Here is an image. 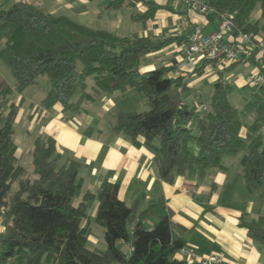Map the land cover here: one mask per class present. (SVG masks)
<instances>
[{
    "label": "trees",
    "instance_id": "16d2710c",
    "mask_svg": "<svg viewBox=\"0 0 264 264\" xmlns=\"http://www.w3.org/2000/svg\"><path fill=\"white\" fill-rule=\"evenodd\" d=\"M204 1L220 14L233 15L241 32L264 37V0ZM140 3L146 10L135 14L136 20L153 19L168 9L153 0H110L107 8ZM258 9L263 22L251 24ZM174 40L119 36L66 15H52L26 1L0 10V59L16 81L13 87L0 81V215L4 225L0 264H197L175 258L185 244L173 238L170 218L161 217L149 228L146 220L152 207L137 215L134 207L119 198V184L105 182L96 194L82 195L80 164L64 160L52 137L35 139L33 170L25 168L16 156L20 105L12 98L43 75L51 81L43 105L60 104L73 114L85 111L104 93L137 90L147 97L150 110L122 113L113 128L135 142L144 139L156 151L165 182L181 175L202 177L211 166L223 168L224 157L242 154L245 186L264 201V86L257 88L252 104L240 110L230 101L233 85L218 81L209 111L195 129L189 127L199 111L184 103V80L170 77L165 66L141 72L149 54ZM247 116L252 119L249 124ZM192 140L200 147L199 156L191 152ZM93 198L99 203L95 220L104 228L105 250L88 247L91 230L83 223L88 218L87 203ZM241 226L264 244V216L241 221ZM121 241L130 244V256L119 247Z\"/></svg>",
    "mask_w": 264,
    "mask_h": 264
},
{
    "label": "crops",
    "instance_id": "0c3cea01",
    "mask_svg": "<svg viewBox=\"0 0 264 264\" xmlns=\"http://www.w3.org/2000/svg\"><path fill=\"white\" fill-rule=\"evenodd\" d=\"M5 1L9 5L7 7L26 1L52 15H66L82 25L108 29L123 37L175 38L162 50L149 54L141 65V72L165 66L169 68L170 77L184 80L187 84V91L183 94L184 103L199 111L188 123L193 129L203 113L209 111L214 86L218 81L233 85L230 101L235 107L236 103L244 105L237 107L242 110L253 102L245 98L244 88L249 86L246 79L250 75H264V55L256 48L246 62L224 65L219 60L196 56L191 64L186 54L187 35L197 25H201L205 33L217 31L219 20L213 12L205 15L190 12L181 0H153L169 10L159 11L153 19L144 20L134 19L135 14L146 10L142 3L109 9L107 4L110 0ZM186 18L190 19V23L182 28L180 23ZM250 22L262 23V11L258 9ZM178 27L182 29L180 35L177 34ZM257 36L264 39L261 34ZM238 66H243L246 73L239 71ZM253 88L255 93L257 88ZM50 89L41 96L27 97L24 95L26 90L14 96V101L17 99L16 103L20 105L14 136L18 147L16 156L29 172L33 170L31 151L35 139L52 137L64 160L71 159L80 164L78 179L82 195L88 192L96 194L105 182L117 183L119 198L134 207L137 215L152 207L146 220L149 228L161 217H169L173 238L182 239L184 247L194 255L185 258L178 252L175 258L197 263L209 255H219L223 258L222 264H264V244L251 238L247 229L241 226V221L251 222L264 216V201L250 193L245 186L242 154L224 157L223 168L211 166L202 177L181 175L171 183L165 182L159 174L160 163L156 151L144 139L135 142L126 132L113 128L122 113L150 110L145 95L135 89L104 93L86 106L85 111L73 114L65 111L60 104L52 107L43 105ZM246 122L249 124L252 119L247 116ZM245 134L246 129H243ZM261 134L264 139V129ZM189 145L193 155L199 156L197 142L192 140ZM30 166L32 170H29ZM81 200L82 197L77 201ZM98 206L97 199L88 201V218L83 225L91 230L88 247L105 250L104 228L100 237L94 235L98 224L95 220ZM3 230L0 215V234ZM102 238L103 241H100ZM100 244L103 248H98ZM118 245L127 256L131 255L130 244L121 241Z\"/></svg>",
    "mask_w": 264,
    "mask_h": 264
},
{
    "label": "built area",
    "instance_id": "2783aa9c",
    "mask_svg": "<svg viewBox=\"0 0 264 264\" xmlns=\"http://www.w3.org/2000/svg\"><path fill=\"white\" fill-rule=\"evenodd\" d=\"M185 7L193 13L208 14L213 12L218 17V29L212 33H205L201 25H197L194 30L187 35L186 54L189 62L193 64L195 57L203 59L219 60L224 65L235 63L238 61H248L253 49L256 48L264 55V39L259 38L251 32L243 33L238 29L233 15L229 13H218L204 0H181ZM190 19H183L180 23L182 28L188 26ZM177 34L182 33L180 27L177 28ZM226 38H229L227 40ZM246 83L258 88L264 86V75H250L246 79ZM205 110V109H204ZM180 254L185 258L194 257V255L183 247ZM223 258L219 255H209L200 259L197 264H222Z\"/></svg>",
    "mask_w": 264,
    "mask_h": 264
},
{
    "label": "rangeland",
    "instance_id": "374dc122",
    "mask_svg": "<svg viewBox=\"0 0 264 264\" xmlns=\"http://www.w3.org/2000/svg\"><path fill=\"white\" fill-rule=\"evenodd\" d=\"M7 6H9V5H8V3H6L5 0L4 1L0 0V10L3 8H9ZM2 44L3 43L0 42V48L3 46ZM238 70L246 73V70L243 68V66H238ZM0 81L4 82L5 84H7L10 87H13L15 85V82H16L11 70L8 68V66L1 59H0ZM50 87H51V81H50L49 77L46 75H43V76H40L38 78L37 84L31 85L26 90L24 95H26L27 97L32 96V95L41 96L43 93L45 94V92H47L50 89ZM244 92H245V98H248L251 101L254 100V98H253L254 88L253 87H251V86L245 87ZM232 93H231V95H232ZM14 96L12 98L13 100H15ZM209 100L210 99H208V101ZM16 101H17V99H16ZM236 104H237L236 106L239 108H242L244 106V105H239L238 103H236ZM28 168H29V170H32L31 166ZM102 230H103L102 226L100 224L99 225L97 224L96 228L94 229V235L97 237H100V233L102 234ZM100 241H103V238ZM105 247H106V244H105ZM98 248H103L102 244L98 245Z\"/></svg>",
    "mask_w": 264,
    "mask_h": 264
}]
</instances>
